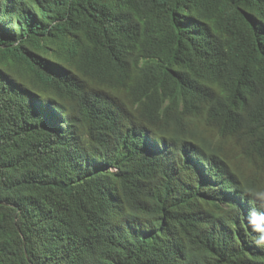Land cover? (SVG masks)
Wrapping results in <instances>:
<instances>
[{
	"label": "trees",
	"instance_id": "obj_1",
	"mask_svg": "<svg viewBox=\"0 0 264 264\" xmlns=\"http://www.w3.org/2000/svg\"><path fill=\"white\" fill-rule=\"evenodd\" d=\"M264 0H0V264H264Z\"/></svg>",
	"mask_w": 264,
	"mask_h": 264
},
{
	"label": "clouds",
	"instance_id": "obj_2",
	"mask_svg": "<svg viewBox=\"0 0 264 264\" xmlns=\"http://www.w3.org/2000/svg\"><path fill=\"white\" fill-rule=\"evenodd\" d=\"M261 241H264V237H261Z\"/></svg>",
	"mask_w": 264,
	"mask_h": 264
}]
</instances>
